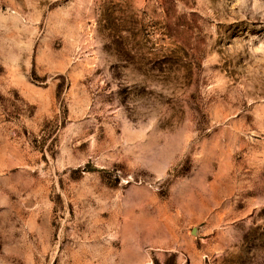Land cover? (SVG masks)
Instances as JSON below:
<instances>
[{
	"label": "rangeland",
	"instance_id": "374dc122",
	"mask_svg": "<svg viewBox=\"0 0 264 264\" xmlns=\"http://www.w3.org/2000/svg\"><path fill=\"white\" fill-rule=\"evenodd\" d=\"M0 264H264V0H0Z\"/></svg>",
	"mask_w": 264,
	"mask_h": 264
}]
</instances>
